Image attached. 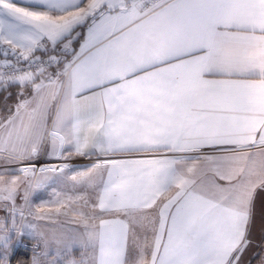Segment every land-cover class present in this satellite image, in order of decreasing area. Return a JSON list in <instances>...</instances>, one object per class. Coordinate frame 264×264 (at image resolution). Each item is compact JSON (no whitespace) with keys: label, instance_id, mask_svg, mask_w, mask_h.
<instances>
[{"label":"snow or ice","instance_id":"6c2138e0","mask_svg":"<svg viewBox=\"0 0 264 264\" xmlns=\"http://www.w3.org/2000/svg\"><path fill=\"white\" fill-rule=\"evenodd\" d=\"M0 96V264H264V0H0Z\"/></svg>","mask_w":264,"mask_h":264},{"label":"crops","instance_id":"0c3cea01","mask_svg":"<svg viewBox=\"0 0 264 264\" xmlns=\"http://www.w3.org/2000/svg\"><path fill=\"white\" fill-rule=\"evenodd\" d=\"M41 199H48L49 198V193L48 192H43L40 194ZM38 202V201H37ZM258 207V208H257ZM262 210H264V203L261 201V195L258 193L257 199H256V208H255V213H256V224L253 229L252 237L255 241H259L260 238H256L255 234L260 233V225H261V213ZM62 219V218H61ZM251 255V252H249L245 259L248 258V256Z\"/></svg>","mask_w":264,"mask_h":264},{"label":"trees","instance_id":"16d2710c","mask_svg":"<svg viewBox=\"0 0 264 264\" xmlns=\"http://www.w3.org/2000/svg\"><path fill=\"white\" fill-rule=\"evenodd\" d=\"M9 104H14L15 103V99L12 98L8 101ZM3 104H4V101H3V98L2 96H0V110H2L3 108ZM253 264H255V262L253 261Z\"/></svg>","mask_w":264,"mask_h":264},{"label":"built area","instance_id":"2783aa9c","mask_svg":"<svg viewBox=\"0 0 264 264\" xmlns=\"http://www.w3.org/2000/svg\"><path fill=\"white\" fill-rule=\"evenodd\" d=\"M87 161H85V160H83V159H79V160H77L76 161V163H78V164H82V163H86Z\"/></svg>","mask_w":264,"mask_h":264},{"label":"rangeland","instance_id":"374dc122","mask_svg":"<svg viewBox=\"0 0 264 264\" xmlns=\"http://www.w3.org/2000/svg\"><path fill=\"white\" fill-rule=\"evenodd\" d=\"M260 235H261V233H257V235L255 234L256 238H260Z\"/></svg>","mask_w":264,"mask_h":264}]
</instances>
